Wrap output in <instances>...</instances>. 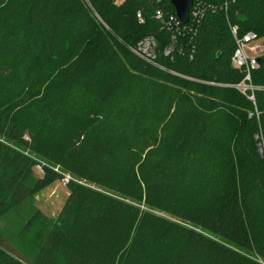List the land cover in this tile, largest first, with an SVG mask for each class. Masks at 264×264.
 Masks as SVG:
<instances>
[{
    "label": "trees",
    "instance_id": "obj_1",
    "mask_svg": "<svg viewBox=\"0 0 264 264\" xmlns=\"http://www.w3.org/2000/svg\"><path fill=\"white\" fill-rule=\"evenodd\" d=\"M194 9L177 27L169 0H0V217L74 178L19 235L43 222L35 256L1 238L0 264H264L259 126L229 88L230 26L264 36V0ZM147 37L154 64L131 51Z\"/></svg>",
    "mask_w": 264,
    "mask_h": 264
},
{
    "label": "built area",
    "instance_id": "obj_2",
    "mask_svg": "<svg viewBox=\"0 0 264 264\" xmlns=\"http://www.w3.org/2000/svg\"><path fill=\"white\" fill-rule=\"evenodd\" d=\"M123 2L124 0H117L118 5ZM199 7L200 6L197 5L194 9L193 5L192 10L194 9V11L193 14H191L194 18H197L199 15ZM156 16L157 19H162L163 13L161 11H157ZM138 18L142 22L141 14H138ZM169 22H174L177 27L182 25L178 21L177 16L171 17ZM188 25H186V27ZM230 30L235 43V50L231 58V66L234 70L243 75V79L238 84L229 86V88L239 92L252 105L250 118H255L258 122L259 131L255 138L258 142L259 154L264 159V84L255 83V77L257 76L258 78L264 80V74L260 76V72L264 67V36H259L255 32L242 34L240 30L234 26H230ZM155 49V39L153 37H147L131 51L147 64H154L157 60ZM170 53L171 51L169 49L165 51L166 56H169ZM65 178L63 181H66L68 184L70 180H68V178L65 180Z\"/></svg>",
    "mask_w": 264,
    "mask_h": 264
},
{
    "label": "rangeland",
    "instance_id": "obj_3",
    "mask_svg": "<svg viewBox=\"0 0 264 264\" xmlns=\"http://www.w3.org/2000/svg\"><path fill=\"white\" fill-rule=\"evenodd\" d=\"M139 19V18H138ZM141 22V21H140ZM142 23V22H141ZM58 170V169H56ZM42 170H40L39 166L35 169V176L37 178L42 177ZM68 180H74V178L68 175ZM65 178V180H66ZM77 183L82 185L92 187L94 189H100L98 186L94 184H90L88 182H83L75 179ZM68 189L66 181H57L46 186L42 191L35 195L30 199L22 208L18 211L9 213L3 217H0V239L2 240V248L6 249L13 256L27 262L22 256H26L29 259H32L36 252V239L38 236V231L40 230L41 223L38 226H34L31 230L27 231L24 234V238L19 239V235L22 232L24 226H26V222L35 212V208L41 210L48 218H50L53 222L58 218L59 213L61 212L67 197H68ZM2 201V199H0ZM51 221V223H53ZM20 250L23 255H21L17 250ZM29 261V260H28Z\"/></svg>",
    "mask_w": 264,
    "mask_h": 264
},
{
    "label": "water",
    "instance_id": "obj_4",
    "mask_svg": "<svg viewBox=\"0 0 264 264\" xmlns=\"http://www.w3.org/2000/svg\"><path fill=\"white\" fill-rule=\"evenodd\" d=\"M174 7L178 21L182 25L190 23L191 10L194 5V0H169Z\"/></svg>",
    "mask_w": 264,
    "mask_h": 264
}]
</instances>
